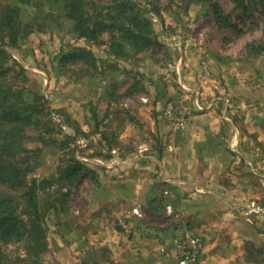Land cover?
I'll return each instance as SVG.
<instances>
[{
    "label": "rangeland",
    "instance_id": "obj_1",
    "mask_svg": "<svg viewBox=\"0 0 264 264\" xmlns=\"http://www.w3.org/2000/svg\"><path fill=\"white\" fill-rule=\"evenodd\" d=\"M132 1L149 19L154 45L150 49L137 51L132 45L126 44L120 54L114 55L109 50V34L103 33L99 42L87 41L74 34L71 22L62 16L60 0H2L18 5L19 19L23 24L30 23L32 28L16 47H7L10 55L6 64L16 60L17 64L23 66L26 80L21 79L19 82L43 96L50 110L48 117L53 132L43 135V141L40 142L42 146L37 140L29 142V147H42L31 175L38 180L44 177L48 182L37 194L39 204L47 210L45 220L53 210L58 211L56 216L60 220L65 207L73 211L83 208L86 202L82 200L84 197L81 194L90 189L91 180H87L90 174L98 172L102 166L111 171L125 165L118 163L110 168L105 167L111 148H116L123 160H129L136 155L135 146L143 141L149 146L151 156V141L159 145L150 129L153 120L147 122L139 119L146 118L139 112L141 104H150L148 100L153 102L154 98L161 99L164 123L182 129L188 123L187 114L177 112L176 94L181 95L182 91L191 97L197 113L210 109V100L214 101V107L216 101L220 104L227 97L230 100L228 95L235 96L232 91L238 86V94L247 92L250 97L258 92L264 96V51L248 55L245 50L247 43L264 40L262 16L257 9L250 6L251 14L244 12L235 0H215L217 10L210 0ZM74 47L90 49L96 57L95 67L78 59L66 61L61 58L63 52ZM17 64L13 66L17 68ZM203 86L212 92L207 93ZM196 96L200 108L196 107ZM168 102L175 106L176 116L184 117L183 126L176 125L175 121L166 117ZM145 109L151 114L152 108ZM66 117H69V127ZM71 118H80L86 126L76 129L78 126H73ZM131 125L137 129L135 135L130 133L120 137V132ZM142 130L143 134L140 132ZM28 133L32 137L37 135L32 129ZM77 137L85 139V148L78 149L75 142ZM141 159L145 160H137ZM72 162H78L81 171L68 175L65 172ZM240 165L242 171L254 174L255 168L250 161L242 158ZM60 191L65 196H61L58 193ZM72 196L74 202L68 204ZM249 200L252 199L238 202L246 203ZM166 205L163 209L167 214L161 212L162 202L157 200L153 211L149 206H139V214H136L133 209V215L137 217L135 226H145V222L149 221L161 227L173 228L172 233L168 234L170 237L165 238L164 242L169 241L166 244L173 249L177 264L195 263L197 260L181 263L178 243L182 240L184 230L198 233L187 227L186 223L179 225L181 219L177 218L170 204ZM48 206L51 207L46 209ZM168 206L170 211H167ZM238 208L248 215L257 214ZM149 209L162 214L152 215ZM119 217L128 220L130 231L125 232L117 225ZM117 218L115 224L118 231L129 236L132 233L130 218ZM50 219L54 221L53 216ZM46 227L48 232L47 220ZM198 235L202 238L201 234ZM152 239L156 240L155 236ZM0 251V264H42L44 260L43 254L37 259L28 257L23 241L0 244ZM165 251V247L152 249L149 252V264L156 261L158 255L167 256L162 254ZM93 258V253L89 251V264H98ZM169 264H173V261H169Z\"/></svg>",
    "mask_w": 264,
    "mask_h": 264
},
{
    "label": "crops",
    "instance_id": "obj_2",
    "mask_svg": "<svg viewBox=\"0 0 264 264\" xmlns=\"http://www.w3.org/2000/svg\"><path fill=\"white\" fill-rule=\"evenodd\" d=\"M239 89L232 91L235 96L228 95L230 100L222 98L220 104L215 100V107L213 100L208 101L211 111L203 113L194 111L189 95L176 94L177 112L187 114L182 129L164 123L161 99L141 104L139 114L146 118L139 119L153 120L150 129L159 145L151 141L152 154L145 160L111 171L102 166L90 174V189L81 194L86 202L82 209L65 207L60 220L58 211L48 213L42 264H89V251L98 264H149V252L161 247L168 255H158L152 264H177L169 241L164 242L173 228L149 221L135 226L133 209L149 206L153 211L156 200L162 202L161 212L166 213L163 208L170 204L181 219L179 225L186 223L201 234L203 248L192 264H264V210L248 215L236 207L238 200L247 198L264 207V96L238 94ZM145 108H152L151 114ZM71 119L73 126H86L80 118ZM131 126L120 137L134 136L137 129ZM241 157L255 168L253 175L242 171ZM118 216L130 218L129 236L118 231Z\"/></svg>",
    "mask_w": 264,
    "mask_h": 264
},
{
    "label": "trees",
    "instance_id": "obj_3",
    "mask_svg": "<svg viewBox=\"0 0 264 264\" xmlns=\"http://www.w3.org/2000/svg\"><path fill=\"white\" fill-rule=\"evenodd\" d=\"M60 1L62 16L71 22L74 34L94 42H99L103 33L109 34V50L114 55L120 54L126 44L137 51L154 45L149 19L132 0ZM210 1L217 10V2ZM235 1L244 12L251 14L250 6L257 9L264 28V0ZM31 31V24L19 19V6L0 0V244L23 241L28 257L37 259L47 250V210L39 204L37 194L48 182L31 175L42 147H29V142L37 140L42 146L43 135L53 132V126L46 99L19 82L26 80L23 66L16 60L12 63L17 68L6 64L10 55L7 47H16ZM245 50L248 55L263 52L264 40L247 43ZM61 58L78 59L90 67L96 63L95 55L86 47H74L63 52ZM29 129L37 135L30 136ZM80 168L78 162H72L65 173H78Z\"/></svg>",
    "mask_w": 264,
    "mask_h": 264
},
{
    "label": "built area",
    "instance_id": "obj_4",
    "mask_svg": "<svg viewBox=\"0 0 264 264\" xmlns=\"http://www.w3.org/2000/svg\"><path fill=\"white\" fill-rule=\"evenodd\" d=\"M195 103L196 107L200 108L199 104V98L198 96L195 97ZM209 106V105H208ZM165 114L166 117L169 118L170 120L175 121L174 123L178 126H183L185 123L184 117H179L176 116L175 114V106L173 105L172 102H168L165 107ZM227 118V116H225ZM75 142L77 144L78 149H83L87 146V142L83 137H77L75 138ZM149 146L147 145L146 142H139L135 146V152L136 155L132 156L129 160H123V158L120 156L118 153V150L116 148H111L109 150V157L107 158L105 162V167L110 168L114 164L118 163H130L132 164L135 160L140 159V158H147L149 157ZM236 206L244 208L248 212H253V213H259L263 209L259 206V204L256 202V200L252 199L249 200L246 203H239L238 201L236 202ZM167 211H170V207H167ZM134 212L136 214H139L138 209H134ZM117 225L124 230L125 232L130 231V225L128 220L123 217L117 218ZM182 240L178 243L180 245V252L182 256V261L181 263H186V262H195L198 259V255L202 250V238L194 233L191 230H184L183 235H182Z\"/></svg>",
    "mask_w": 264,
    "mask_h": 264
}]
</instances>
